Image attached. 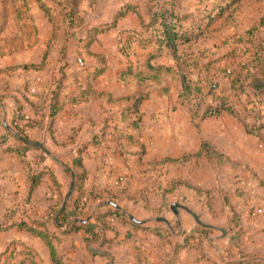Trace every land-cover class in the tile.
<instances>
[{
    "label": "crops",
    "instance_id": "0c3cea01",
    "mask_svg": "<svg viewBox=\"0 0 264 264\" xmlns=\"http://www.w3.org/2000/svg\"><path fill=\"white\" fill-rule=\"evenodd\" d=\"M174 1L176 9L181 13L184 8L178 0ZM140 4L138 0L126 1L119 8L133 5L137 12H127L116 21L128 20L131 25L123 28L138 35L143 32L141 19L147 20L144 12L146 5ZM104 33L99 34L94 43ZM94 43L89 47V52ZM154 49L148 46L142 50L135 43L133 54L139 50L145 61ZM169 57L172 58L167 50H163L151 62L172 67L173 71L161 82L144 86L143 92L147 99L139 108L140 123L137 129L121 118L122 110L128 105L126 98L138 92L137 85L121 81L120 71L115 74L114 69L108 65H104L103 73L93 80L94 95L86 101L77 104L69 102V97L76 94L77 87H61L58 100L64 105L50 125L47 120L41 122L39 119L41 110H46L43 103L50 96L28 97L21 85L23 77L14 91L6 93L0 90V217L12 211L11 223L50 219L52 213L59 209L70 182H75L64 169L74 174L81 173V169L73 165V161L79 159L85 179L79 189L74 187L66 210L77 216L79 221H88L90 226L99 231V235L95 241L88 243L83 228L77 232L61 234L51 226L58 237L54 245L64 264H243L246 261L264 264V190L260 186L255 196L235 201L238 206L235 212L239 214L235 221L239 218V233L231 222V213L222 206L221 200L216 198L213 203L215 208L208 209L205 195H196L194 191L197 189L194 187L183 192L181 187L184 185L181 184L176 191L183 194V201L189 202L191 207L197 205L198 212L192 209L194 212L188 210V213L195 214L202 225H198L192 216L190 218L182 213L175 215L178 217L176 223L150 219L147 213H151L148 210L156 206V201L150 207L145 201L134 197L141 188L145 194L151 189L156 192L158 188H163L164 179L169 178L168 174H161L163 170H171L173 173L178 169L176 180L179 176L181 181H188L192 186L205 187V173L201 174L202 178H199L200 173H191L190 176L183 173L192 160H209L205 156L192 157L200 150L203 141L209 142L219 154H230L227 140L231 136L220 124V116L224 113L205 120L193 118L186 103L182 104L180 100L183 82L181 86L167 83V79L176 74L173 58ZM82 58L93 61V58L85 54ZM132 65L144 69L142 65ZM95 68L97 62H93L92 66H84L82 78L91 75ZM29 77L24 79L28 80ZM65 77L64 81L67 79ZM31 104L34 105L33 109L28 106ZM17 109L29 112L32 121L36 122L32 127H25V136L29 140L27 145L14 139L6 128ZM240 127L244 140L255 138L247 134L241 124ZM115 128L127 132L133 138L134 144L124 141L125 154L116 152L113 138ZM218 140H222L223 144L218 143ZM34 144L42 145L44 151L34 147ZM138 144L142 146L143 154ZM257 153H263V157L258 156L263 164L254 163L251 168L264 178V148ZM182 157L186 159L182 160ZM167 159L178 162H164ZM38 173L42 174L40 182L29 195V179ZM260 180L264 184V179ZM110 202L117 206L121 215L126 213L128 218L133 217L141 224L111 216L96 223L95 218L113 211L108 205ZM11 231L24 244L19 248L29 249L33 253V258L27 259L24 264H32L31 261L36 264H53L43 241L16 227H12ZM221 231L225 233L224 236ZM206 232H217L220 235H207Z\"/></svg>",
    "mask_w": 264,
    "mask_h": 264
},
{
    "label": "rangeland",
    "instance_id": "374dc122",
    "mask_svg": "<svg viewBox=\"0 0 264 264\" xmlns=\"http://www.w3.org/2000/svg\"><path fill=\"white\" fill-rule=\"evenodd\" d=\"M64 1L0 0V90H5L6 93L14 91L16 84L23 77L21 85L28 97L48 98L54 79L59 76V69L63 65H66L64 72L67 76L66 81L62 84L63 88L65 86L67 88L69 85L73 88L77 87L81 81L82 72H84L82 68L89 64L92 66L93 62L95 64L97 62L98 67L111 66L110 69H114L115 74L129 64L142 65L143 55L139 50L133 54L135 51L133 34L130 33V30L123 28L130 26V22L122 20L119 23L116 22V26H111L114 16L120 11L119 7L130 0L81 1L77 17L81 23L74 31L63 24L67 23L66 12L63 9ZM138 1L143 6L147 4L148 0ZM178 1L184 8L181 13L193 15L194 19L203 21L204 24L210 19L213 20L200 34L197 42L188 43L180 48L178 54L180 66L169 57L172 59L176 74L168 78L167 83H177L175 85L181 86L184 76L192 83H196L200 79L213 82V87L217 85L218 93L230 95L231 100L236 103V109L244 114L243 106L246 99L244 96H238L229 91L225 76L235 67L248 63L256 48H264V24H261V21L264 20V0ZM217 15H219L218 18H213ZM190 26L191 23L186 20L184 27L190 28ZM95 28L106 31L98 37L89 52L83 48V38L87 31ZM53 31L56 33L55 38H52ZM72 34L74 35L72 36ZM47 50L48 56L43 63L42 59ZM79 53L94 54L93 61L89 58H82ZM212 73H215L213 77H211ZM26 76H30L28 80L24 79ZM31 88H34L37 94H32ZM201 100H211L206 87L201 90L198 97L193 92L186 96V107L196 120L203 109ZM28 106L31 109L34 108L33 104ZM18 110L21 109H17L19 114L29 113ZM28 115L32 116L30 113ZM220 119H222L220 120L221 126L226 128L231 136L227 140L230 154H222L223 158L215 156L214 159L209 160L196 158L192 160L191 165L187 166L188 169L183 172L187 176H190L191 173L196 175L200 173L199 178H202L201 174L205 173L207 182L203 188L192 186L188 181H181L179 176H177L179 179L176 180L177 169L173 173L171 170L162 171L161 174H168L169 178L164 179V187L158 188L156 192L151 189L145 194L144 189L141 188L140 191L138 189L135 198L145 201L150 207L156 201V206L148 210L151 212L147 213L150 219L162 218L176 223L178 217H175L171 210V205L174 203L179 205L175 208L178 215L182 213L191 218L190 213L185 209L190 212H194L192 209L198 212L197 205L191 207L189 202L183 201V194L176 191L180 188L174 189L176 183H181L186 185L181 187L183 192L194 187L197 189L194 191L196 195H205L204 200L208 209H214V200L219 198L222 206H225L226 210L231 213V222L235 225L234 228L238 229V233L240 232L237 222L239 218L235 221V218L239 216L235 212L238 207L235 201L255 196L259 186L264 190L263 180H260V178L264 179L263 176L251 168L254 163L255 165L260 162L263 164V161H259L260 158H258V156L263 157V153L258 154L257 152L264 148V142L259 141L256 137L244 140L240 123L234 117L224 113ZM262 133L264 135V130ZM219 142L221 145L223 144L222 140H218ZM166 193L168 195L165 196ZM113 202L115 203V201ZM143 204L141 203V205ZM122 215L129 220L128 214L123 213ZM11 230L12 228L6 233L0 234V264H19L30 259L29 255L24 254L29 249L19 248L24 244L13 236ZM206 233L207 235H220L217 232ZM235 238L237 239L238 236L236 235Z\"/></svg>",
    "mask_w": 264,
    "mask_h": 264
},
{
    "label": "trees",
    "instance_id": "16d2710c",
    "mask_svg": "<svg viewBox=\"0 0 264 264\" xmlns=\"http://www.w3.org/2000/svg\"><path fill=\"white\" fill-rule=\"evenodd\" d=\"M81 1L83 0H65L63 3V9H65V17L67 19V23L63 24L67 25V28L71 29V31H74L75 28L78 27L81 23L80 19H77L79 14L78 7ZM145 9L147 20L145 21L144 19H141L143 32L139 35L136 33H132L134 36L133 43L138 44V46L142 50H145L148 46H153L155 49L149 54L148 58L144 61L142 65L144 69L135 68L132 64H129L119 73V79L121 81L134 82L138 88L137 93H135L131 97L126 98V100L128 101V105L121 112L122 120H124L126 123L129 124V126L133 127L134 129H137L140 123L139 108L141 104L147 99V95L143 92L144 86L148 83L161 82L162 79H164L167 75L171 74L173 71L172 67L155 65L151 62L160 55V52H162L163 50H167L171 57L176 61L177 65L180 66V64L178 63V54L180 48L188 43L197 42L198 37H200V34L205 31V28L208 27L213 20L210 19L207 21V23L204 24L203 21L194 19L192 17L193 15L191 16L181 14L179 10L176 9L174 0H148ZM130 11L134 13L137 12L133 5L123 6L120 11L115 15L113 24L111 26H114L115 22L119 18H122L127 12ZM218 17L219 15L213 18ZM186 20H189V22L191 23L190 28L184 27V22ZM261 24H264V20L261 21ZM105 31L106 30H101L97 28L87 31L85 37L83 38V48L88 50L89 47L95 42L97 36ZM73 35L74 34H72V36ZM55 37L56 33L54 32L52 34V38ZM263 49V47L256 48L253 52V55L249 58L248 63L243 64L237 68L235 67V69L231 72V79L226 80V84L229 86V91L234 92L238 96L245 97L246 102L243 106L244 114H241V112L236 109V103L231 100L232 97L230 95H226L227 93H218V88L213 87V82L200 79L196 83H192L190 79H187L186 76L182 77L183 93L180 96L181 103H186V96L190 95V93L192 92L196 95V97H198L201 94V90L206 87L210 94L211 100H201L203 109L198 117L199 120L218 117L223 113L229 114L244 127L245 132L247 134L256 137L261 142H264V135L262 133L264 130ZM84 54L91 58H94V54L92 53L91 55L90 53ZM79 55L83 57L82 53H79ZM47 56L48 50L43 56V63L46 61ZM81 64H83L82 61ZM65 68L66 65H63L59 69V76L54 79L50 97L48 98L47 102L45 101L43 103L45 104L46 110L44 111V108L41 110V115L39 119L41 122L47 120L48 125L52 123L55 116L64 105L63 103L59 102L58 95L65 79ZM103 71L104 66H97V68H95L91 75L84 76L81 79L79 85L77 86L76 94L69 97V102L77 104L82 101H86L91 95H94V92L92 90L93 80L96 77L100 76ZM34 124H36V122L31 121L27 126L32 127L34 126ZM13 138L26 145L29 142L28 138L25 136V129H21L20 131L18 130L16 132V135L13 136ZM113 138L116 146V152H118L119 154H125V151L123 149L124 141H130L132 144H134L132 136L119 128L114 129ZM3 142L4 140H2V143ZM138 146L141 149L140 153L143 154L142 146H140L139 144ZM200 156H205L208 159H214L215 156L223 158V155L217 153L209 144V142L206 141H203L201 143L200 150L192 157ZM166 161H169L171 163L178 162V160L171 159L164 160V162ZM73 165L81 169V173L74 174L71 170L66 168L64 169V171L67 175L72 176L75 179V187L76 189H79L83 183V180L85 179V172L82 168L79 159H75L73 161ZM41 175V173H38L30 177L29 195L39 184ZM178 185H181V183H176L175 188H177ZM112 208L113 211L95 218V222H101L102 218H105L107 216H111V218L124 219L123 215H121L118 208ZM58 210L52 213L50 219L43 218L40 220H32L30 223L21 221L18 224L10 222L14 213L12 211L7 212L2 217H0V233L7 231L12 227H16L18 230H23L43 241V243L47 246L49 250L50 259L53 264H64L60 255L58 254L57 248L54 245V242L58 241V237L55 232L51 230V226L57 231H59L61 234L77 232L79 229L83 228L85 230V233L87 234V238H85V241L88 243L95 241V239L99 235V231H97L94 226H90L88 221H79L78 217L66 210V208L59 215L58 219H56L58 215ZM24 254L29 255L28 257H30V259L33 258V255L30 250H28ZM31 263L36 264L34 263V261H31ZM19 264H24V261ZM164 264L171 263L166 262ZM243 264L253 263L246 261L243 262Z\"/></svg>",
    "mask_w": 264,
    "mask_h": 264
},
{
    "label": "water",
    "instance_id": "95a60500",
    "mask_svg": "<svg viewBox=\"0 0 264 264\" xmlns=\"http://www.w3.org/2000/svg\"><path fill=\"white\" fill-rule=\"evenodd\" d=\"M214 87H217V85H214ZM6 128H7V130L9 131V133H10L11 135H13V136L16 135V132L13 131V129H11V127H9V125H6ZM33 146H34V147H37V148H39V149H41V150L44 151L43 146L40 145V144H34ZM74 187H75V182H74V180H72V181L70 182L69 189H68L67 193L65 194V196H64V198H63V201H62V204H61V206H60V208H59V210H58V215H57L56 219H58L59 215L65 210L66 205H67V203H68V200L70 199V197H71V195H72V193H73V191H74ZM108 205L117 208V206H116L114 203H111V202H110V203H108ZM178 206H179V205H178V204H175V203L171 205V210H172V212L174 213V215H176V216L178 215V213H177V211H176L175 208L178 207ZM184 209H185V208H184ZM185 211H188V210L185 209ZM191 216L193 217V219L196 221V223H197L198 225H202V224L200 223L198 217H197L195 214L191 213ZM129 219H130V221H131L132 223H134V224H141L140 221L134 219L133 217H129ZM157 220H158V221H161V222H165V223H167V221H166L165 219H162V218H159V219H157ZM221 233H222V236L225 235V233H224L223 231H221ZM95 252H97V253H101V252H99V251H97V250H96ZM101 254H103V253H101Z\"/></svg>",
    "mask_w": 264,
    "mask_h": 264
},
{
    "label": "built area",
    "instance_id": "2783aa9c",
    "mask_svg": "<svg viewBox=\"0 0 264 264\" xmlns=\"http://www.w3.org/2000/svg\"><path fill=\"white\" fill-rule=\"evenodd\" d=\"M225 77L226 80L231 79L232 77L231 72L228 71ZM30 92L32 94H37L34 88H31ZM31 120L32 119L28 114L26 113L19 114V112H16L13 118L11 119L9 126L13 129V131L17 132L18 130L20 131L21 129H25V127L31 122Z\"/></svg>",
    "mask_w": 264,
    "mask_h": 264
}]
</instances>
